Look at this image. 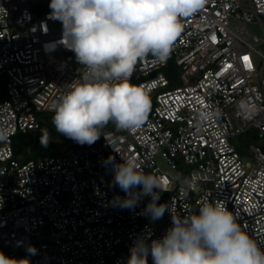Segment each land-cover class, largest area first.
<instances>
[{"label": "built area", "instance_id": "built-area-1", "mask_svg": "<svg viewBox=\"0 0 264 264\" xmlns=\"http://www.w3.org/2000/svg\"><path fill=\"white\" fill-rule=\"evenodd\" d=\"M50 3L0 0V252L28 264H127L138 237L162 239L172 214L216 200L264 251V0H206L181 18L165 62H137L130 81L155 101L141 127L21 161L15 136L41 130L85 70L62 42ZM171 60L179 68L174 87L164 71ZM201 111L213 115L201 121ZM249 133L256 141L247 148L233 142ZM109 156L133 158L158 178L159 203L170 209L162 218L144 214L148 196L132 208L115 203L125 193L113 183Z\"/></svg>", "mask_w": 264, "mask_h": 264}, {"label": "clouds", "instance_id": "clouds-1", "mask_svg": "<svg viewBox=\"0 0 264 264\" xmlns=\"http://www.w3.org/2000/svg\"><path fill=\"white\" fill-rule=\"evenodd\" d=\"M206 0H51V15L63 25L64 45L83 66L55 105V131L84 145L95 143L111 122L122 130L141 127L151 109L144 90L131 83L139 60L149 55L165 62L183 31L181 18L204 7ZM213 113L201 111L207 121ZM42 143V147H47ZM105 164L114 172L113 183L125 193L115 203L132 208L142 197H151L144 214L152 220L170 210L159 203L163 189L156 176L139 169L135 159ZM139 189V191L137 190ZM29 246V252L35 254ZM264 264V251L237 221L223 201H204L187 216L172 214V226L162 239L149 244L138 237L130 248L127 264ZM0 264H28L0 252Z\"/></svg>", "mask_w": 264, "mask_h": 264}, {"label": "trees", "instance_id": "trees-1", "mask_svg": "<svg viewBox=\"0 0 264 264\" xmlns=\"http://www.w3.org/2000/svg\"><path fill=\"white\" fill-rule=\"evenodd\" d=\"M178 67L175 66L173 60L170 61L169 66L164 70L165 73L171 80L170 87H174L178 84L179 79V71ZM151 101V105L155 101L153 96H148ZM54 113H47L44 115L45 121L44 126L41 130L30 131L27 133H20L14 138V150L16 156L21 161H27L30 159H38L44 156H57L70 154L80 148L90 146L88 144L81 145L74 140L65 137L64 135L55 131V127L52 124V116ZM116 126L113 123H109L101 132L102 136L93 144L95 145L100 143L103 138L104 132L108 130L115 129ZM49 136H51V140L48 142L47 147H42V143H47ZM246 138L249 140L256 141V135L253 133L246 134Z\"/></svg>", "mask_w": 264, "mask_h": 264}, {"label": "rangeland", "instance_id": "rangeland-1", "mask_svg": "<svg viewBox=\"0 0 264 264\" xmlns=\"http://www.w3.org/2000/svg\"><path fill=\"white\" fill-rule=\"evenodd\" d=\"M249 29H251L252 31H254L255 33H257L259 35L262 34L261 29L259 27H257V26L249 25ZM246 137L247 136H245V134H243L240 137L237 136V137L233 138V142L235 144H237V145L239 143L245 144L246 145V148H247L248 146H250L251 140L247 139ZM252 141H254V140H252ZM244 160H252V157L251 156H247V157H245Z\"/></svg>", "mask_w": 264, "mask_h": 264}, {"label": "snow or ice", "instance_id": "snow-or-ice-1", "mask_svg": "<svg viewBox=\"0 0 264 264\" xmlns=\"http://www.w3.org/2000/svg\"><path fill=\"white\" fill-rule=\"evenodd\" d=\"M244 59H245V60H247V59H248V57H244Z\"/></svg>", "mask_w": 264, "mask_h": 264}]
</instances>
